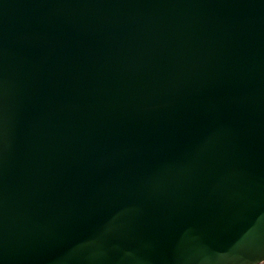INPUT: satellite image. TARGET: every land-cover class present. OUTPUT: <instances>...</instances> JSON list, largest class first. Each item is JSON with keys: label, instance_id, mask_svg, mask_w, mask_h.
I'll use <instances>...</instances> for the list:
<instances>
[{"label": "water", "instance_id": "95a60500", "mask_svg": "<svg viewBox=\"0 0 264 264\" xmlns=\"http://www.w3.org/2000/svg\"><path fill=\"white\" fill-rule=\"evenodd\" d=\"M264 261V0H0V264Z\"/></svg>", "mask_w": 264, "mask_h": 264}, {"label": "built area", "instance_id": "2783aa9c", "mask_svg": "<svg viewBox=\"0 0 264 264\" xmlns=\"http://www.w3.org/2000/svg\"><path fill=\"white\" fill-rule=\"evenodd\" d=\"M260 264H264V261L262 263H260Z\"/></svg>", "mask_w": 264, "mask_h": 264}]
</instances>
